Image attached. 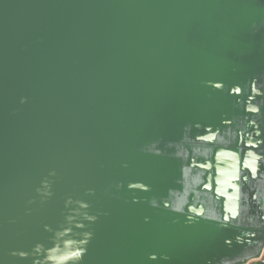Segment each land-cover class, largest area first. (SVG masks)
<instances>
[{"label": "water", "instance_id": "water-1", "mask_svg": "<svg viewBox=\"0 0 264 264\" xmlns=\"http://www.w3.org/2000/svg\"><path fill=\"white\" fill-rule=\"evenodd\" d=\"M263 247L264 0H0V264Z\"/></svg>", "mask_w": 264, "mask_h": 264}, {"label": "built area", "instance_id": "built-area-1", "mask_svg": "<svg viewBox=\"0 0 264 264\" xmlns=\"http://www.w3.org/2000/svg\"><path fill=\"white\" fill-rule=\"evenodd\" d=\"M249 264H264V256L261 255L258 258L251 260Z\"/></svg>", "mask_w": 264, "mask_h": 264}, {"label": "crops", "instance_id": "crops-1", "mask_svg": "<svg viewBox=\"0 0 264 264\" xmlns=\"http://www.w3.org/2000/svg\"><path fill=\"white\" fill-rule=\"evenodd\" d=\"M261 255L264 256V247H263V249H262V252H261L260 256H261ZM253 260H254V259H253Z\"/></svg>", "mask_w": 264, "mask_h": 264}]
</instances>
